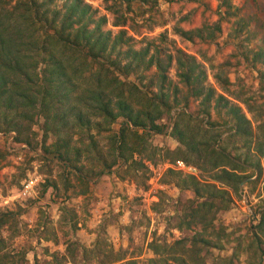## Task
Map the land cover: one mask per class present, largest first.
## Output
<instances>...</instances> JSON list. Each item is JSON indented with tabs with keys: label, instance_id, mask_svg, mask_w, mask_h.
Wrapping results in <instances>:
<instances>
[{
	"label": "rangeland",
	"instance_id": "1",
	"mask_svg": "<svg viewBox=\"0 0 264 264\" xmlns=\"http://www.w3.org/2000/svg\"><path fill=\"white\" fill-rule=\"evenodd\" d=\"M85 1L97 11L96 16H107L106 29L113 33L124 29L134 37L136 48L148 46L150 52L163 56L181 49L195 56L207 76L204 84L216 92L223 91L214 74H225L230 90L240 94L241 99H230L249 120V133L235 134L231 115L215 110L213 104L209 117L201 110L200 99L185 103L186 88L174 65L167 71L166 91L180 103L159 120L164 130L144 134L146 153L119 160L107 173L98 175L101 166L92 149L75 161L82 169L79 176L84 179L80 180L73 174V165L64 166L53 153H45L42 118L23 133L30 144L18 141L16 131H1L0 213H13L0 226L1 264H9L7 254L14 264H152L151 258H159L156 264H176L163 260L165 252L160 256L151 248L156 244L162 250L165 244L187 240L201 230L200 223L188 227L184 217L189 218V212L202 201L215 202L216 211L210 216L225 232L220 236L223 245L206 247V253H201L204 261L254 264L262 256L264 264V235L254 227L264 214V0H117L124 26L113 25L117 14L106 7L112 0ZM151 76L144 79V87L156 90L157 78ZM120 120L109 130L100 128V133L94 125L72 129L68 132L71 146L84 150L93 134L103 157L110 160L108 134L118 130ZM177 121L185 138L199 133L198 138L210 140L207 137L218 135L214 145L244 167H214L208 158L198 159V152L188 148L180 134H173ZM55 137L48 134L46 144ZM70 154L73 161L74 151ZM146 154L154 158L147 159ZM221 168L241 176L236 186L219 178ZM189 175L204 187L202 195L178 184ZM29 178L36 180L24 194L23 185Z\"/></svg>",
	"mask_w": 264,
	"mask_h": 264
},
{
	"label": "trees",
	"instance_id": "2",
	"mask_svg": "<svg viewBox=\"0 0 264 264\" xmlns=\"http://www.w3.org/2000/svg\"><path fill=\"white\" fill-rule=\"evenodd\" d=\"M141 1L150 3L156 0ZM106 7L117 14L114 26L126 24L125 17L119 14L121 4L117 0H112V4ZM96 13L85 0H0V132L16 131L14 137L18 141L30 144L31 140L29 137L25 139L23 133L42 118L45 153H53L64 166L73 165V174L80 180L84 179L79 176L82 169L75 161L83 151L90 153L92 149L101 166L98 175L107 173L119 160L128 161L133 153H146L144 134L164 130L165 126L159 120L180 103L176 96L171 100L166 91V82H170L167 71L174 65L180 83L186 88L185 103L191 98L200 99L201 110L209 117L213 104L215 110H224L231 115L235 134L245 136L249 133V120L240 106L230 99V96L241 99L240 94L230 90L229 78L225 74L216 72L214 78L229 96L204 84L207 76L195 56L181 49L166 56L157 51L150 52L148 46L138 49L133 46L134 37L128 36L126 30L113 33L105 28L107 16H96ZM192 32L182 31L183 34ZM262 53L264 56V51ZM149 73L152 74L150 78H157L156 90L144 87L143 81ZM177 89L176 86L175 92ZM118 119H121L118 130L108 134L107 139L110 160L103 157L93 134H90L91 142L84 150L71 146L72 137L68 132L72 129H90L94 125L100 133V128L109 130ZM178 125V121L175 122L173 134H180L182 142L198 152V159L208 158L214 167L226 164L244 167L214 145L213 140L217 141L218 135L207 137L210 140L198 138L199 133L185 138V131ZM63 133L67 136L63 137ZM48 134L56 136L51 144H46ZM72 150L75 154L73 161ZM145 157L154 158L151 154ZM184 159L187 161L186 157ZM221 169L223 172L219 178L236 186L241 176ZM169 171L177 173L173 169ZM181 183L178 184L193 189L197 196L202 195L204 187L194 176H186ZM212 211H216L214 201L197 203L189 212L190 217L185 215L184 219L188 227L191 223H200L201 230L187 240L182 238L171 245L165 244L162 250L156 244L151 249L160 256L165 252L163 257L166 255L167 259L163 260L166 262L190 264L185 259L188 257L193 264H207L201 253H206L207 248H219L223 245L220 236H225L224 228L213 223ZM11 214L0 213V226ZM254 227L264 235V214ZM226 236L229 241V234ZM261 252L264 254V249ZM7 257V263H15L12 256L7 254ZM261 259L262 256L254 264H261ZM150 260L152 264L159 262V258Z\"/></svg>",
	"mask_w": 264,
	"mask_h": 264
},
{
	"label": "built area",
	"instance_id": "3",
	"mask_svg": "<svg viewBox=\"0 0 264 264\" xmlns=\"http://www.w3.org/2000/svg\"><path fill=\"white\" fill-rule=\"evenodd\" d=\"M179 165H181L182 167H184V165H182L181 162H178ZM35 180L34 178H29L28 180H26L24 182V185H23V193L26 194V192H28L29 190H31L34 186V183H35Z\"/></svg>",
	"mask_w": 264,
	"mask_h": 264
}]
</instances>
